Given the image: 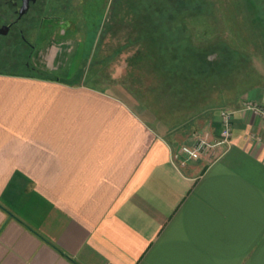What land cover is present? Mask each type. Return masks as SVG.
Listing matches in <instances>:
<instances>
[{
  "label": "crops",
  "instance_id": "1",
  "mask_svg": "<svg viewBox=\"0 0 264 264\" xmlns=\"http://www.w3.org/2000/svg\"><path fill=\"white\" fill-rule=\"evenodd\" d=\"M64 23L37 37L41 75L0 72V264H264V123L245 109L264 85L233 105L215 160L181 165L180 146L218 137V111L177 133L71 82Z\"/></svg>",
  "mask_w": 264,
  "mask_h": 264
},
{
  "label": "rangeland",
  "instance_id": "2",
  "mask_svg": "<svg viewBox=\"0 0 264 264\" xmlns=\"http://www.w3.org/2000/svg\"><path fill=\"white\" fill-rule=\"evenodd\" d=\"M252 1L47 0L41 16L69 25L71 82L126 96L177 133L189 125L198 133L264 85V0L256 13ZM36 33L27 35L31 45ZM6 40L0 72L35 73L30 48L8 49Z\"/></svg>",
  "mask_w": 264,
  "mask_h": 264
},
{
  "label": "flooded vegetation",
  "instance_id": "3",
  "mask_svg": "<svg viewBox=\"0 0 264 264\" xmlns=\"http://www.w3.org/2000/svg\"><path fill=\"white\" fill-rule=\"evenodd\" d=\"M252 2L255 9L257 0ZM46 4L47 0H0V38L7 39L2 45H6L8 49H20L21 51L25 47H29L32 53L36 44L31 45L28 41V33L37 27L35 38L37 40L42 29L54 28L59 21L42 18V10ZM254 17L257 21L258 16L255 15ZM29 64L26 63V66L29 67Z\"/></svg>",
  "mask_w": 264,
  "mask_h": 264
},
{
  "label": "built area",
  "instance_id": "4",
  "mask_svg": "<svg viewBox=\"0 0 264 264\" xmlns=\"http://www.w3.org/2000/svg\"><path fill=\"white\" fill-rule=\"evenodd\" d=\"M246 110H250L254 115L259 117L264 123V108L259 105H245ZM233 111L221 109L218 111L219 117V135L215 140H211L207 134H198L194 138L192 145H182L174 154L175 159L182 157L186 161H196L206 159L208 162L215 160L219 155V149L227 146L232 135Z\"/></svg>",
  "mask_w": 264,
  "mask_h": 264
},
{
  "label": "trees",
  "instance_id": "5",
  "mask_svg": "<svg viewBox=\"0 0 264 264\" xmlns=\"http://www.w3.org/2000/svg\"><path fill=\"white\" fill-rule=\"evenodd\" d=\"M29 67H31L30 64H29ZM32 70L35 72L36 75H41V73H39L38 71L34 70L33 68H32Z\"/></svg>",
  "mask_w": 264,
  "mask_h": 264
}]
</instances>
